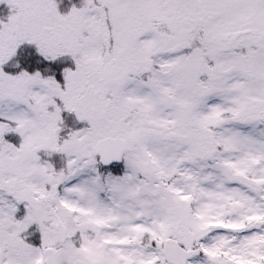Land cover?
Wrapping results in <instances>:
<instances>
[{
    "label": "snow or ice",
    "instance_id": "1",
    "mask_svg": "<svg viewBox=\"0 0 264 264\" xmlns=\"http://www.w3.org/2000/svg\"><path fill=\"white\" fill-rule=\"evenodd\" d=\"M0 264H264V0H0Z\"/></svg>",
    "mask_w": 264,
    "mask_h": 264
}]
</instances>
